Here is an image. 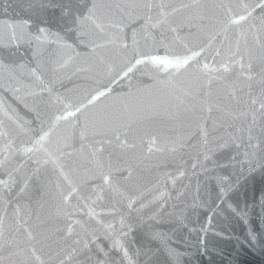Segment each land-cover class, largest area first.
Instances as JSON below:
<instances>
[{"label":"water","instance_id":"obj_1","mask_svg":"<svg viewBox=\"0 0 264 264\" xmlns=\"http://www.w3.org/2000/svg\"><path fill=\"white\" fill-rule=\"evenodd\" d=\"M259 4L0 0V264H264Z\"/></svg>","mask_w":264,"mask_h":264},{"label":"snow or ice","instance_id":"obj_2","mask_svg":"<svg viewBox=\"0 0 264 264\" xmlns=\"http://www.w3.org/2000/svg\"><path fill=\"white\" fill-rule=\"evenodd\" d=\"M149 10H151L155 5H153L151 2L147 3L145 5ZM258 7L264 8V0H260V4L258 5ZM226 12L232 13L231 7L229 6L228 8L225 9ZM168 15L167 13L164 12V6L161 4L160 5V19H157L155 21V23H151V17L148 18V22H149V26L151 28H155L157 27V25H161L165 22L164 17ZM251 15V12L247 11V9L245 8V14L244 15H240V14H236V13H232L231 15H229V18L227 20V26H232V25H239L242 22H245L248 17ZM87 19V18H86ZM174 30V29H173ZM41 32H44V29L40 30ZM257 43L260 44L261 48L264 49V40H262L260 37H257ZM200 53H193V56H197ZM193 57L189 56V57H185V58H174V59H169L167 57H158V56H153V57H149L148 59L153 63V64H157V65H164L165 67H175L177 69L181 68L183 65H186L188 63L189 60H191ZM242 59V58H241ZM262 60V67H261V71H260V84H261V92L259 93L258 96H250L249 97V108L252 109V114H253V120L255 121V115L256 112L258 111L260 113L261 118H264V56L261 57ZM143 63L142 60H136V64H141ZM232 64H236L237 61L236 60H232L231 62ZM204 69H206L209 72H219L221 70L227 72L229 70V64L225 63L222 64L220 66V68H210L208 64L203 65ZM243 67V65H242ZM252 65L249 64L248 68L249 70H251ZM132 71V67L128 68V72ZM125 75H127V73H125ZM249 79H251V77H249ZM99 96H103L104 93L100 92L98 94ZM97 96H93L92 97V101L96 100ZM92 101H89V103H91ZM258 105V108L256 107ZM210 110V109H209ZM48 133H44L43 135H41L39 137V141H43L46 137H47ZM37 141V142H39ZM32 149L30 148H26L24 149V151L29 152ZM104 184L109 185L110 181H111V177L109 175H104L102 177ZM76 189H73V192H75ZM72 193H69V195H71ZM67 199V197L65 198ZM68 231L69 233L72 231V225L69 224L68 225ZM29 237H32V233L29 232L28 233ZM0 236H2V233H0ZM255 238V237H253ZM117 246H118V242H117ZM85 248H87V244L84 245ZM22 251V250H21ZM76 249H73V252H76ZM33 255L35 256V251L33 250ZM125 255H127V253H125ZM37 260H39V256L35 257ZM42 264V262H41Z\"/></svg>","mask_w":264,"mask_h":264}]
</instances>
